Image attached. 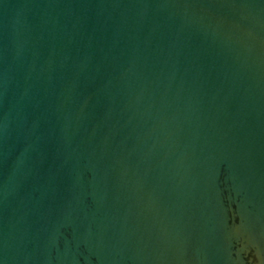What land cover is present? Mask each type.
Here are the masks:
<instances>
[{"label": "water", "instance_id": "obj_1", "mask_svg": "<svg viewBox=\"0 0 264 264\" xmlns=\"http://www.w3.org/2000/svg\"><path fill=\"white\" fill-rule=\"evenodd\" d=\"M0 264H264V0H0Z\"/></svg>", "mask_w": 264, "mask_h": 264}]
</instances>
